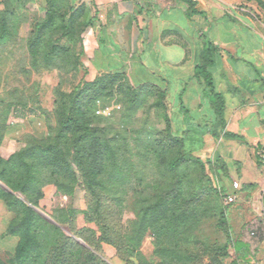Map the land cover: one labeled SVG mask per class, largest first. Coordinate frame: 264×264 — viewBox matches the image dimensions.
<instances>
[{
	"label": "rangeland",
	"instance_id": "1",
	"mask_svg": "<svg viewBox=\"0 0 264 264\" xmlns=\"http://www.w3.org/2000/svg\"><path fill=\"white\" fill-rule=\"evenodd\" d=\"M107 1V2H106ZM110 0H55V21L46 33L36 55L30 52V41L37 26L46 19L47 0H0V122L7 126L0 146V156L11 155L36 144H44L49 136L67 153L69 161L82 183L80 172L73 160L71 137L57 132L59 119L69 104L72 93L82 84L102 75L121 74L122 82L141 93L139 105L124 97L117 87L110 89L91 113L92 127L101 138L113 146L116 167L107 159L104 185L110 194L119 199L127 232L135 229L144 210L164 192L181 189L185 200L194 195L203 198L199 217L182 232V249L196 251L195 241L224 245L226 237L219 227L221 211H225L233 246L225 264L236 263L237 242L242 236L253 238L254 224L239 212L237 204H228L230 191L225 180L229 170H221L216 147L220 141V127L206 120L203 124L185 126L179 114V103L169 92L166 79L141 78L127 69L126 47H111L104 40L105 17L113 16L104 3ZM105 10L108 15L106 16ZM79 19L72 32L65 30L73 12ZM57 46L60 52L52 65L44 57ZM166 91V111L159 105L160 91ZM172 123L174 136L184 139V147L171 146L167 137L164 115ZM216 134V135H215ZM200 158L205 169L194 164L177 168L172 162L179 154ZM47 180L45 208H36L44 222L69 234L64 218L75 210L80 219L88 211L84 192L77 186L72 196L57 191L50 174ZM55 178V177H54ZM3 188H6L0 182ZM14 215V214H13ZM58 232L44 226L37 233L42 245V261L53 245ZM165 244L169 241H164ZM159 240L149 231L139 247L141 257L149 264L161 259L155 253ZM102 257L108 264H125L110 247ZM12 256L2 258L9 261ZM133 264H139L132 258Z\"/></svg>",
	"mask_w": 264,
	"mask_h": 264
},
{
	"label": "trees",
	"instance_id": "2",
	"mask_svg": "<svg viewBox=\"0 0 264 264\" xmlns=\"http://www.w3.org/2000/svg\"><path fill=\"white\" fill-rule=\"evenodd\" d=\"M191 8V14H197L194 3L185 0ZM48 12L43 23L37 26L35 37L30 41V52L36 55L42 45L46 33L55 21V0H47ZM79 16L73 12L65 30L72 32ZM6 32L2 31L4 35ZM0 36V41L4 36ZM218 49L211 42H205L200 63L195 69V78L202 81L219 121L220 134L226 140H237L246 143L242 136L226 131L225 97L214 85L210 69L216 65ZM60 52L57 46L45 55L44 61L50 66ZM117 90L129 99L133 105H139L141 93L127 87L122 82L121 74L102 75L92 82L80 85L70 96L68 107L59 119L57 132L65 138L71 137L73 160L80 172L82 183H79L77 172L69 161L64 148L51 135L44 144L27 147L8 159L0 156V200L14 214L6 236L19 238L14 255L9 261L0 258V264H37L42 254V245L37 233L44 226L58 232L53 245L48 249L42 264H108L102 257L105 247H110L125 264H133L137 258L139 264H149L140 255L139 247L147 233L159 240L155 253L160 257L158 264H225L233 246V239L228 228L225 211H221L219 227L226 237L224 245L208 244L195 241L196 251L182 249V232L199 217L203 198L194 195L189 200L183 198L181 189L160 194L156 201L143 212L132 232H127L124 225L123 210L119 199L112 196L104 185L106 161L116 167L113 146L104 141L97 130L92 127L91 113L98 102L106 96L110 89ZM166 91H160L159 105L166 111ZM181 114L186 123H191L189 110L181 102ZM166 132L171 146L184 147V139L172 133V123L165 113ZM7 126L0 122V146L5 137ZM216 135V134H215ZM107 158V159H106ZM259 164H262L257 157ZM221 170L227 171L225 163L219 159ZM185 164H194L205 169L204 162L193 155L179 152L172 162L177 168ZM50 174V182L56 183L57 191L72 196L77 186L84 192L88 211L82 219L75 210H69L64 224L69 234L46 224L36 208H45L47 198L46 178ZM55 177V178H54ZM169 241L165 244L164 241ZM233 264H236L235 262Z\"/></svg>",
	"mask_w": 264,
	"mask_h": 264
},
{
	"label": "crops",
	"instance_id": "3",
	"mask_svg": "<svg viewBox=\"0 0 264 264\" xmlns=\"http://www.w3.org/2000/svg\"><path fill=\"white\" fill-rule=\"evenodd\" d=\"M105 1V0H104ZM110 0L113 16L105 17L103 36L111 47H126L129 71L141 78L166 79L169 92L179 103L185 126L219 121L202 81L195 78L205 42L217 49L210 69L214 85L226 101V131L246 143L226 140L220 134L216 156L225 163L232 181L225 180L234 204L254 224L253 238L237 242L236 264H264V0ZM106 16L108 15L105 10ZM181 102L189 110L188 125ZM239 183V190L233 183ZM233 205V204H231ZM14 219L0 200V258L12 256L18 237L6 236Z\"/></svg>",
	"mask_w": 264,
	"mask_h": 264
},
{
	"label": "built area",
	"instance_id": "4",
	"mask_svg": "<svg viewBox=\"0 0 264 264\" xmlns=\"http://www.w3.org/2000/svg\"><path fill=\"white\" fill-rule=\"evenodd\" d=\"M259 159H260L261 163L264 164V152L260 153ZM233 188L235 190H239V188H240L239 183L234 182ZM236 201H237V194L236 193H233V194L227 196L228 204H234Z\"/></svg>",
	"mask_w": 264,
	"mask_h": 264
}]
</instances>
